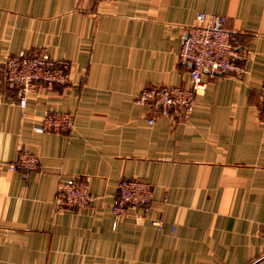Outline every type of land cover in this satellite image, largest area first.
<instances>
[{"label":"crops","instance_id":"crops-1","mask_svg":"<svg viewBox=\"0 0 264 264\" xmlns=\"http://www.w3.org/2000/svg\"><path fill=\"white\" fill-rule=\"evenodd\" d=\"M199 13L228 19L244 72L205 75L183 123L135 97L189 86L178 54ZM7 53L68 62L73 84L21 108ZM263 83L264 0H0V264H264ZM48 111L74 127L36 131ZM21 151L40 159L26 179L7 167ZM72 177L89 179L88 209H59ZM123 178L147 180L156 206L114 228Z\"/></svg>","mask_w":264,"mask_h":264},{"label":"built area","instance_id":"built-area-1","mask_svg":"<svg viewBox=\"0 0 264 264\" xmlns=\"http://www.w3.org/2000/svg\"><path fill=\"white\" fill-rule=\"evenodd\" d=\"M224 16L199 13L195 23L185 26L181 36L178 54L180 63L189 68V86H159L145 88L135 97V103L156 109L161 114H178L183 123H188L196 106L197 97L207 90L205 75H235L244 72L235 62L236 48L232 31L226 27ZM4 78L12 87L19 90L21 108H25L31 95L52 91L56 86L73 84V69L68 62H59L46 55L31 57L7 53L4 56ZM264 108V83L261 90ZM155 118H150L153 124ZM74 127V116L68 112L48 111L36 127L42 133L64 134ZM37 155L21 151L18 159L7 165L10 171L18 172L26 179L39 169ZM118 195L111 204L114 216L113 227L128 218L145 217L155 210L156 201L152 185L142 178H123L117 185ZM89 179L72 177L59 187L57 204L59 209L83 211L91 206ZM166 204L163 199L161 209ZM146 218V217H145ZM149 222L158 230L163 229V219L154 216ZM264 245V228L261 231Z\"/></svg>","mask_w":264,"mask_h":264},{"label":"trees","instance_id":"trees-1","mask_svg":"<svg viewBox=\"0 0 264 264\" xmlns=\"http://www.w3.org/2000/svg\"><path fill=\"white\" fill-rule=\"evenodd\" d=\"M236 61V60H235Z\"/></svg>","mask_w":264,"mask_h":264}]
</instances>
